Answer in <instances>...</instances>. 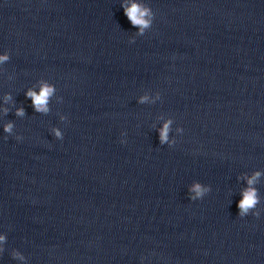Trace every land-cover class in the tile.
<instances>
[{"label":"clouds","instance_id":"clouds-1","mask_svg":"<svg viewBox=\"0 0 264 264\" xmlns=\"http://www.w3.org/2000/svg\"><path fill=\"white\" fill-rule=\"evenodd\" d=\"M125 15L129 18V20L133 23V25H139L142 28L148 26V21L143 17L148 15L146 9H141L138 5L133 4L130 8L125 10ZM6 59V57H0V60ZM53 89L48 86H44L39 94L34 92H29L28 95L32 97L33 103L38 111H47L46 103L49 96L52 94ZM18 115H22V110L18 111ZM6 131H11V125H8L5 129ZM167 125L161 132V141L163 142L167 138ZM59 135V133H57ZM259 175V173H257ZM253 183V180H249V184ZM194 191L199 195L201 194V188L199 185L194 186ZM256 196L254 191H247L244 194L243 200L239 204V208L241 209V214L247 212L249 208L253 207L256 203Z\"/></svg>","mask_w":264,"mask_h":264}]
</instances>
